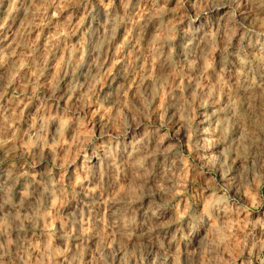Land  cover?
Instances as JSON below:
<instances>
[{
  "label": "clouds",
  "instance_id": "obj_1",
  "mask_svg": "<svg viewBox=\"0 0 264 264\" xmlns=\"http://www.w3.org/2000/svg\"><path fill=\"white\" fill-rule=\"evenodd\" d=\"M0 264H264V0H0Z\"/></svg>",
  "mask_w": 264,
  "mask_h": 264
}]
</instances>
